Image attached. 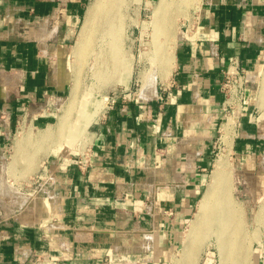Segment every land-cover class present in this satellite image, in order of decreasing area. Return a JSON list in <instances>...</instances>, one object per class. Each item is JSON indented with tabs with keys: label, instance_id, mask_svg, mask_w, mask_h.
<instances>
[{
	"label": "crops",
	"instance_id": "1",
	"mask_svg": "<svg viewBox=\"0 0 264 264\" xmlns=\"http://www.w3.org/2000/svg\"><path fill=\"white\" fill-rule=\"evenodd\" d=\"M89 1L0 0V149L22 122L52 126L40 103L71 93L56 61ZM181 25L168 75L151 92L123 91L92 125L86 170L78 155L58 157L43 173L51 182L39 183L45 197L1 205L0 264H170L208 183L231 60L249 80L232 158L243 185L264 197V0H200Z\"/></svg>",
	"mask_w": 264,
	"mask_h": 264
},
{
	"label": "rangeland",
	"instance_id": "2",
	"mask_svg": "<svg viewBox=\"0 0 264 264\" xmlns=\"http://www.w3.org/2000/svg\"><path fill=\"white\" fill-rule=\"evenodd\" d=\"M199 1L168 0V3L166 2L163 7H160V0H104L92 26V32L90 34L91 41L88 48L91 52L88 51L87 56L78 64L77 60L79 56L76 54L77 39L82 25L87 18V9L82 25L78 27L74 40L67 51L57 59L56 63L67 70L71 84L70 87H72L70 94L74 93L78 98L76 106L72 107L70 111L71 118H75V114L77 117H86V120L83 121L86 123L88 137L92 125L106 111L108 107L107 99L109 97L125 90L126 93L135 95L138 93L140 87L148 88L151 92V89L154 90L157 80L160 77H166L168 75L171 65L166 66L164 68L165 70H162L163 65L160 59L165 58L166 54V57L168 56L172 59L170 56L173 50H170V48L174 49L178 39L182 37L181 24L190 18L191 12L196 9ZM91 2L92 0L89 1L88 5ZM107 11L108 13L111 12L108 14ZM156 22L158 23L159 30L161 29L159 31L157 27L159 35L155 31ZM161 23L165 26H161ZM163 26L167 29V31L164 30V34L162 31ZM160 32L162 36L167 35L163 38ZM154 34L155 37L157 36L156 38L153 36ZM159 37L162 39L160 40ZM165 37H168V39ZM154 39L159 41L156 43ZM165 40L166 42L168 41L167 44ZM154 42L157 47H160L159 49L154 45ZM173 45L174 47H172ZM166 46H168L169 51ZM115 47L119 49L117 53L115 52L117 57L112 54ZM161 47H164L163 53L161 52ZM111 54L113 56H111L112 60L110 58ZM158 55L160 58L157 57ZM58 56L55 54L54 57ZM121 60L123 63L121 69L113 67L115 66L113 63ZM55 70L58 73L60 71L62 75L63 71L61 68L56 67ZM69 98L70 95H65L59 99L48 96L40 103V110L38 111L44 115L51 114L55 122H53L54 124L52 123V126L48 130L49 132L56 129L58 119L61 116L60 114L64 113L63 111L68 104ZM85 104H90V107H84ZM84 108L88 110V113L83 112ZM91 113L92 115H90ZM228 118H231L234 122V134L236 124L235 116H223L217 139L214 142L213 162L207 182L210 180L215 161L222 155L228 154L230 174L228 176L229 179L227 177L225 179L224 185L227 184V186H223V188L229 191L230 199L234 203L236 210L235 223L239 228H243H240L236 236L237 247L240 246L241 248L238 247L232 250L228 264H255V259L258 257H261L262 264H264V197H256V195L251 193L250 188L243 185L242 179L238 176L235 168L232 150L226 147L220 139L221 132H223L222 126ZM39 130L44 129L40 127L34 128L28 121L27 123L22 122L17 125L16 130L9 137L7 143L0 149V207L6 203L5 205L9 209L16 210L18 205L25 201L26 197L29 199L39 196L45 197L43 193L40 194V190L36 186L38 177L40 175L44 176L42 168L43 162H46L48 165V162H52L58 157L68 158L69 155H78L79 157L88 153L89 139H86L85 146L82 147L83 138H72V134H70L72 130L64 134L61 141L55 140L56 138L54 137L49 138L46 142H37L36 144L33 141H37V139L42 137V134L46 133V131ZM27 139L32 141V143L29 142L30 144L27 145L26 143V145H23V142ZM17 142L20 143L19 147L17 146ZM260 208L263 211L261 216L257 218L255 215ZM196 212L197 206L190 222L194 219ZM219 219V217H215L214 215L208 217V221L211 222L209 223L210 226L205 224L206 226L204 225V227L206 229L203 228L206 231L204 235H206L203 236L202 234L201 238L197 237L195 239L192 252L193 259L191 261L193 264H220V252L216 246V231H218L220 225ZM189 223L182 230L178 248L172 255V258L169 259L170 264H180L179 261H182L184 247L187 241L186 235L190 227ZM239 250H241V254H238ZM240 255L242 258L238 257ZM237 257L241 258V260L236 259ZM175 260L177 261L175 262ZM103 264H110V262L104 261ZM113 264H144V262L132 258H123Z\"/></svg>",
	"mask_w": 264,
	"mask_h": 264
},
{
	"label": "bare ground",
	"instance_id": "3",
	"mask_svg": "<svg viewBox=\"0 0 264 264\" xmlns=\"http://www.w3.org/2000/svg\"><path fill=\"white\" fill-rule=\"evenodd\" d=\"M160 2H161V6L160 7H163L166 4V2L168 3V0H160ZM103 3H104V0H92L91 4L88 7L87 18L85 19V21H84V23L82 25L81 32H80L79 37L77 39V48H76L77 53L76 54H78V56H79V58L77 60L78 61V64H80V62L83 61L84 57L87 56V53L89 51L88 48L90 46V41H91L90 34L92 32V26L94 24V19L96 18L97 12L100 9L101 4L103 5ZM107 13H108V11H107ZM106 18H107V16H106ZM157 22H156V29H155L156 33H158L157 32V27H158L157 26L158 25ZM162 25H164V24L161 23V26ZM164 26L162 28L163 34L165 32L164 30L167 31V29L164 28ZM158 30H159V27H158ZM110 31H111V28H110ZM153 31H154V29H153ZM94 32H95V30H94ZM107 34H108V32H107ZM157 35H159V33ZM160 35L162 36L161 32H160ZM165 35H167V34H165ZM100 36H101V34H100ZM104 36H106V35H104ZM110 36H111V33H110ZM153 36L155 37V34ZM164 36H162V37L164 38ZM113 38H115V37H113ZM165 38L168 39V37H165ZM159 39H160V37H159ZM156 40L154 39V41H156ZM158 41H156V43ZM165 42H166V40H165ZM167 42H166V44H167ZM163 44L165 45V43H163ZM154 45L156 46L155 42H154ZM167 47L168 46H166V48ZM172 47H174V45ZM157 48L159 49L160 47H157ZM161 49H162V51H161ZM161 49H160V51L163 53L164 47L163 48L161 47ZM117 50H119V49H117V47H115V49L113 50V53H112L114 56L116 55ZM170 50H173L174 51V49H171V48H170ZM168 51H169V49H168ZM173 51H171V56L169 55L170 57H172V52ZM89 52H91V51H89ZM109 52H111V51H109ZM154 52H156V50H154ZM157 52H158V50H157ZM165 53H166V51H165ZM112 54L110 55V58H111ZM155 54L157 55V53H155ZM159 55L157 57H159ZM166 55H165V58L160 59V60H162V63L161 64L163 65V68L161 67L162 70L164 68H166V66L168 67V65H171L170 63H171V60L172 59L169 58L168 56L166 57ZM162 56H164V55L162 54ZM116 57H117V55H116ZM160 57H161V55H160ZM111 60H112V58H111ZM115 63H113L115 66H113V65L112 66L115 67V68H117V69H121V67L123 65L122 60L119 61V62H115ZM169 70H170V68H169ZM59 73H60V71H59ZM163 75L165 76V74H163ZM163 78H165V77H163ZM77 100H78V98H77V96L74 93L70 94V98L68 100V104H67V106L65 105L67 108L64 106L66 109L64 108V111L62 110L64 113L63 114H60L61 116L58 119L56 129L53 130V131H50V132L46 130L47 132L44 133V134H42L41 135L42 137H40L39 139H37V141H33V142L36 143V144H37V142L43 143V142L48 141L49 138H54V137L56 138L55 140H60L61 141L62 140V137L64 136V134H66L70 130H72L70 132V134H72V138L73 137H82L83 138L82 139L83 140L82 141L83 143L81 144V146L84 147L85 146L84 143H85L86 139L87 138L89 139L88 134H87V130H86V123L83 121V120H86V117L85 118L83 116H81V117L78 116L77 117V115L75 114V118L72 119L71 118V114H70V111H71L72 107L76 106ZM84 107L88 108V107H90V104H85ZM86 108L83 109V112L88 113V110ZM90 115H92V113ZM233 126H234V122H233V120L231 118H228L226 120V122L222 126L223 132H221L222 135H221V138L220 139L223 142V144H225V146L228 147V148H231V144H232V140H233L232 139L233 138ZM24 142H23V145H26V143H27V145L30 144V143H32V141H29V139H27ZM58 143H59V141H58ZM19 145H20V143L17 142V146L18 147H19ZM55 152H57V151H55ZM27 159L28 160H31L30 158H27ZM229 174H230V163L228 161V154L227 155L224 154V155H222L221 157H219L215 161L214 166H213V170L211 172L210 180L207 183L206 188H205V191L202 194V197L200 198V200L198 202L197 212L195 214V217L189 223V226L190 227H189V231L187 232L188 234L186 235V240L187 241H186V244H185V247H184L185 248L184 249V256L182 257V261H179L180 264H186V263L187 264H193V262H191V261L193 259V253L192 252H193V249H194L195 239L197 237H200L201 238L202 234H203V236L206 235V234L204 235V233H206V231L203 230V228H205L204 227L205 224L206 225H209V223H211L210 221H208V217H212V215H214L215 217H219L220 218L219 219L220 225L218 227V231H216V233H217L216 246H217V248H218V250L220 252V264H228V261L231 258V252H232V250L234 248L240 247V246L237 247V244L238 243H236L237 242L236 236H237V232L240 231V228L241 227L239 228L237 226V224L235 223L236 210L234 208L233 201L230 199V195L228 193L229 191H226V189L223 188V186L224 187L227 186V184L224 185V183L226 181L225 180L226 177L228 178ZM228 183H229V181H228ZM262 211H263L262 208L258 209L255 216L257 218H259L261 216V214H262ZM238 228H239V230H238ZM241 229H243V228H241ZM241 242H243V241H241ZM240 252H241V250H239V253L238 254H241ZM242 256H244V255H242ZM245 256H246V254H245ZM238 257H241V255L238 256ZM238 257L236 259L241 260L242 257L241 258H238ZM244 258H246V257H244ZM180 260H181V258H180ZM176 261L177 260H175V262Z\"/></svg>",
	"mask_w": 264,
	"mask_h": 264
},
{
	"label": "built area",
	"instance_id": "4",
	"mask_svg": "<svg viewBox=\"0 0 264 264\" xmlns=\"http://www.w3.org/2000/svg\"><path fill=\"white\" fill-rule=\"evenodd\" d=\"M248 82L249 80L246 70L240 66L237 60H231L223 73V80L220 85V90L224 95V100L222 103L224 117L227 115L236 116L242 109ZM119 99H125L123 92L113 94L111 97H109L107 99L108 107L115 105ZM88 163L89 151L88 153H85L76 159V166L81 171L86 170ZM46 165V162H43L42 168L44 173L47 172ZM44 176L40 175L38 177L36 181V186L38 188L40 186V181H45L46 183L51 182V178L49 176L47 177V180H44Z\"/></svg>",
	"mask_w": 264,
	"mask_h": 264
}]
</instances>
